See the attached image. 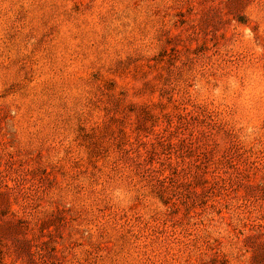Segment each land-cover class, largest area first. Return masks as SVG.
<instances>
[{
    "label": "rangeland",
    "instance_id": "1",
    "mask_svg": "<svg viewBox=\"0 0 264 264\" xmlns=\"http://www.w3.org/2000/svg\"><path fill=\"white\" fill-rule=\"evenodd\" d=\"M0 264H264V0H0Z\"/></svg>",
    "mask_w": 264,
    "mask_h": 264
}]
</instances>
